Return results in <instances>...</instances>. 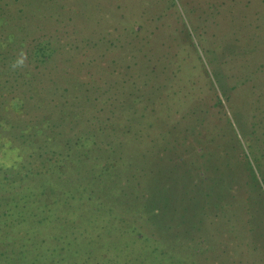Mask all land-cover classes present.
<instances>
[{"label":"rangeland","instance_id":"1","mask_svg":"<svg viewBox=\"0 0 264 264\" xmlns=\"http://www.w3.org/2000/svg\"><path fill=\"white\" fill-rule=\"evenodd\" d=\"M0 264H33V0H0ZM35 264H264V0H35Z\"/></svg>","mask_w":264,"mask_h":264},{"label":"trees","instance_id":"2","mask_svg":"<svg viewBox=\"0 0 264 264\" xmlns=\"http://www.w3.org/2000/svg\"><path fill=\"white\" fill-rule=\"evenodd\" d=\"M155 70V69H154Z\"/></svg>","mask_w":264,"mask_h":264}]
</instances>
